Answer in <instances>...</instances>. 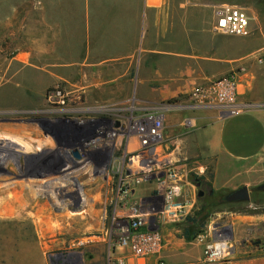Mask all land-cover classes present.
<instances>
[{
    "label": "crops",
    "instance_id": "obj_1",
    "mask_svg": "<svg viewBox=\"0 0 264 264\" xmlns=\"http://www.w3.org/2000/svg\"><path fill=\"white\" fill-rule=\"evenodd\" d=\"M208 8L200 0H17L2 17L3 38L7 28L16 48L7 79L23 97L44 95L54 81L90 80L94 88L117 81V94L131 89L141 102L157 104L238 70L237 101L250 108L233 116L198 110L191 114L198 128L164 123L165 132L182 167L210 186L208 199L242 186L262 194L264 64L254 55L264 57V26L248 36L219 34ZM197 192L188 182L184 200L195 204ZM217 219L231 242L263 231L257 215L223 211ZM173 229L163 230L160 256L138 260L119 249L118 258L126 264H201L192 242L171 244ZM227 264H264V254Z\"/></svg>",
    "mask_w": 264,
    "mask_h": 264
},
{
    "label": "rangeland",
    "instance_id": "obj_2",
    "mask_svg": "<svg viewBox=\"0 0 264 264\" xmlns=\"http://www.w3.org/2000/svg\"><path fill=\"white\" fill-rule=\"evenodd\" d=\"M200 1L208 5L211 16L215 7L228 3L247 11L251 30L257 29L259 24L264 26V0ZM16 6L17 0H0V264H126L124 259L118 258L119 249L130 254L133 259H146L135 257L127 247L119 245L123 238L121 227L127 214L117 207V188L109 180H93L90 170L95 167L107 171L118 167L116 156L123 151L126 130L134 123L160 116L163 123H179L180 129L194 130L199 126L191 114L199 109L186 108L190 105L188 96L150 104L141 102L137 95L131 94V89L119 95L117 81L98 88L90 87V80L54 81L42 96H21L12 85L15 81L7 79L10 74V56L16 48L9 41L7 28L6 37L3 38L2 27L3 11L7 14L9 8ZM249 8H253V12ZM16 65L14 62V67ZM57 92H60L62 104L57 98H52ZM187 120L193 123L192 127L183 124ZM71 121L98 123L97 127L107 130L114 129L118 123L125 129V134L117 137L116 147L114 139H105L98 145L100 147L92 150L98 151L101 162L93 161L85 166L82 163L81 169L84 167L81 174L70 176L73 170H66L69 153L75 146L80 151L85 147L81 141L74 143L67 137ZM55 124L61 128L60 141L48 127ZM174 145L175 142L171 140L163 154L172 152L170 158L178 161L172 150ZM190 166H194V163ZM47 179L62 185L59 191L38 194L34 198L38 187H49L43 183ZM23 190L27 192L29 200L24 198ZM203 190L206 194L209 192L207 184ZM226 194L214 196L211 200L206 196L202 203L199 202V208L206 203L209 205L206 213L210 215L199 234H210L205 242L218 236L230 241V232L223 227L222 220L217 219L218 214L233 211L257 215L262 220L258 225L263 230L260 236L232 241L229 260L264 254V191L260 194L251 189L247 202H223L222 198ZM77 198H80V202L76 205ZM143 199L145 203L142 209L145 216L149 217L147 205L154 206L157 202L152 203L148 194ZM33 201L46 205L52 214L50 223H46L48 226L45 223L37 228L30 226L36 219ZM188 218L175 227L174 224L158 221L154 222V226L174 228L177 233L171 244L185 245L192 242L191 246L199 250L203 264L205 242L196 239L197 235L191 241L183 236L182 225L187 223ZM46 227L49 229L46 230ZM160 244L159 253L151 257L160 256L164 240ZM256 247L261 249L255 251Z\"/></svg>",
    "mask_w": 264,
    "mask_h": 264
},
{
    "label": "built area",
    "instance_id": "obj_3",
    "mask_svg": "<svg viewBox=\"0 0 264 264\" xmlns=\"http://www.w3.org/2000/svg\"><path fill=\"white\" fill-rule=\"evenodd\" d=\"M213 16L214 30L219 34L248 36L252 32L250 16L242 7L223 3L215 7ZM254 56L258 64H264V57ZM240 79V72L235 70L226 77L209 81L203 86H194L188 96L190 105L186 108L215 110L223 116H233L247 110L250 108V104L237 101ZM52 98H57L60 104L63 103L60 100V92L52 95ZM167 110L170 109L167 108ZM69 123L72 126H69L66 132L67 137L74 143L81 141L85 145L82 151L78 150L76 146L71 150V152L76 151L79 155L78 159L68 158L69 164L66 170H75L70 172L72 175L80 173L86 164L94 161L93 156H98L99 153L92 150L100 147L101 145H98L102 144L105 139H114V147H116L117 137L125 134L123 132L125 129L121 125L116 126L117 123L114 125V129L110 130L97 127L98 123H76L75 121ZM183 124L186 127L193 126L189 120ZM165 131L166 127L160 116L134 123L126 130V145L115 159V162L119 163L115 168L117 172H126L130 175L138 174L135 183L141 182L150 174H154L155 180L159 183V186H156L158 200L155 202L157 204L147 205L149 217H146L145 213L138 216V223L131 226L132 230L140 226L145 227L146 220L151 217L157 218L158 222L164 224L176 225L188 218L191 212V203L184 200L183 194V188L189 182L188 171L182 167L181 163L170 158L172 152L163 154L164 148L171 141ZM99 162H101V157ZM82 163L84 166L81 169ZM139 173L142 176H139ZM160 175L164 176L160 177ZM194 198H196L195 194ZM141 209L142 204L139 203L137 207L131 208L130 212L133 213L135 210L140 211ZM149 210H152V213ZM131 229L129 226L121 228L123 238L119 243L120 246L127 247L131 254L137 258H149L159 253L162 240L159 232L133 234ZM208 235L198 234L196 239L205 242ZM232 248V242L220 236L210 242H205L203 264L227 263L232 255Z\"/></svg>",
    "mask_w": 264,
    "mask_h": 264
},
{
    "label": "flooded vegetation",
    "instance_id": "obj_4",
    "mask_svg": "<svg viewBox=\"0 0 264 264\" xmlns=\"http://www.w3.org/2000/svg\"><path fill=\"white\" fill-rule=\"evenodd\" d=\"M119 124L117 123L116 126ZM70 126L72 124L70 123ZM51 133H53L58 141L61 140V128L60 125L55 124L52 125L51 127L48 126ZM68 158H75L78 159L79 155L76 151L70 152L68 155ZM117 158V156H116ZM94 162H98L100 160V157L97 155L93 156ZM75 171V170H73ZM88 172V171H87ZM86 172V173H87ZM85 173V174H86ZM81 173H78L77 175H80ZM91 177L93 180H100V181H106L109 180L113 182L114 186L117 188V207L119 208L120 211H122L124 214H127V218L125 219V223L123 226H129L131 229V226L134 223H138V216L144 215V209H141L140 211L135 210L133 213L130 212L131 208L137 207L139 203L142 205L145 203V200L143 199V196L145 194H148L151 198L152 203L157 199V191H156V186H159V183L155 180L154 174H150L147 178H144L141 182L135 183V178L138 176V174L135 175H130L129 173L126 172H117L115 169H108L107 171L99 168H92L90 170ZM190 174H193L195 177H197L194 173H191V171L188 172V180L189 182L199 191L198 186H195L191 181H190ZM70 176H73L70 174ZM139 176H142L141 173H139ZM164 175H160V177H163ZM199 178V177H197ZM73 179V178H72ZM75 180V179H73ZM77 180V179H76ZM198 192L196 193V199L197 203L191 204V212L190 215H193L196 211H198L199 208V196ZM202 192V191H201ZM203 193V192H202ZM226 196V195H225ZM224 196V197H225ZM80 202V198H77L76 200V205ZM160 210V209H158ZM152 213V210H149ZM189 215V217H190ZM158 221L157 218H148L146 220V225L140 226L138 228H135L134 230L131 229V233L133 234H140L144 232H153L157 231L160 233L161 238L163 240V228L162 226H154V222ZM122 226V227H123ZM121 227V228H122ZM162 264V263H159Z\"/></svg>",
    "mask_w": 264,
    "mask_h": 264
},
{
    "label": "trees",
    "instance_id": "obj_5",
    "mask_svg": "<svg viewBox=\"0 0 264 264\" xmlns=\"http://www.w3.org/2000/svg\"><path fill=\"white\" fill-rule=\"evenodd\" d=\"M190 181L195 186H198L199 190H201L204 193V196L199 198V202L202 203V201L206 198V196L212 195L210 186L207 183H205L204 180H202L201 178H197L193 174H190ZM206 184L209 187V192L207 194L203 190ZM222 201L226 202L225 197L222 198ZM207 208H209V205L207 203L201 205L200 209L196 211L191 217L188 218L187 223H184L182 225V229L184 231L183 236L187 241L193 240L196 237V235H198L205 227L206 222L210 216L208 213H206V211H208Z\"/></svg>",
    "mask_w": 264,
    "mask_h": 264
},
{
    "label": "bare ground",
    "instance_id": "obj_6",
    "mask_svg": "<svg viewBox=\"0 0 264 264\" xmlns=\"http://www.w3.org/2000/svg\"><path fill=\"white\" fill-rule=\"evenodd\" d=\"M54 181H56V180H54ZM61 181V180H60ZM50 182H52L53 183V180H51V179H47L46 181H44L43 183L44 184H48L49 185V187H47V188H37V191H35V196H34V198L35 197H37V195L38 194H42V193H47V194H49V193H53V192H56V191H59V188H60V186H62V185H58V183L56 184V182L55 183H50ZM59 184H61L60 182H59ZM62 190H65L66 188H61ZM23 192H24V198L26 199V200H29V198H28V196H27V192H25L24 190H23ZM64 195V194H63ZM48 196V195H47ZM67 196V195H66ZM65 196V197H66ZM34 198L32 199V200H34ZM60 201V200H59ZM51 202H53V201H51ZM55 202V201H54ZM60 205H61V203H60ZM32 206H33V209H34V212H33V214L35 213L36 214V219L34 218V220L32 221V224L30 225V226H34L35 228H37L38 226H41L42 225V223H50V221H51V219H52V214L51 213H49L48 212V210H47V208H46V205H39V203H36V202H34L33 201V203H32ZM37 206V207H36ZM61 218V217H60ZM44 225V224H43ZM47 225V224H46ZM49 225V224H48ZM47 225V226H48ZM42 229V228H41ZM49 228L48 227H46V230H48ZM46 233V232H45ZM36 234V233H35ZM41 236V235H40ZM24 248V247H23ZM26 248H27V245H26ZM28 249V248H27ZM26 250V249H25Z\"/></svg>",
    "mask_w": 264,
    "mask_h": 264
},
{
    "label": "water",
    "instance_id": "obj_7",
    "mask_svg": "<svg viewBox=\"0 0 264 264\" xmlns=\"http://www.w3.org/2000/svg\"><path fill=\"white\" fill-rule=\"evenodd\" d=\"M264 187V186H263ZM203 193L201 191L198 192V196L201 197ZM249 190L246 186H242L225 196L226 202H247L249 201ZM227 264V263H224Z\"/></svg>",
    "mask_w": 264,
    "mask_h": 264
}]
</instances>
